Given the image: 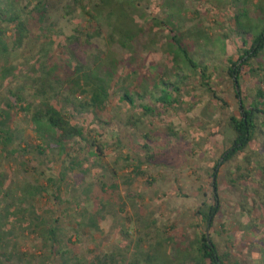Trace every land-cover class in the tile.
<instances>
[{
  "label": "rangeland",
  "instance_id": "374dc122",
  "mask_svg": "<svg viewBox=\"0 0 264 264\" xmlns=\"http://www.w3.org/2000/svg\"><path fill=\"white\" fill-rule=\"evenodd\" d=\"M77 1L79 7L73 0H53L61 3H56L58 10L50 21L43 26L32 22V35L15 51L18 36L13 25H1L6 30L2 42L11 53L0 63V110L14 104L13 94L32 92L31 78L36 72L55 65L74 68L81 62L91 64L105 50L109 20L90 19L81 10L89 0ZM172 1L141 3L137 22L147 36L137 55L115 49L121 53V72L101 123L92 114L62 105L61 99L56 101L89 139L104 135L106 157H90L82 142H73L68 145V154L49 152L42 158L35 150L40 143L28 117L16 116V110L10 112L15 136L12 148L19 152L20 146L25 152L10 160L0 150L5 189L15 195L25 185L41 186L45 191L34 204L24 206H20L21 199L7 201L0 193V217L7 204L16 203L23 209L33 205L35 213L57 228L63 249H50L43 231L29 230L12 218L9 224L6 220L2 223L7 225L1 240L10 256L7 264H60L59 257L50 255L57 250L70 252L81 264L110 254L117 258L127 254V264H157L158 257L161 263H167L169 257L171 264H193L187 251L199 233L212 239L220 253L230 254L228 264H256L260 260L264 248V208L260 204L264 199V127L258 129L246 152L220 165L216 178L213 174L231 146L229 121L240 117L234 82L226 72L227 60H237L242 48L233 18L245 8L249 17L258 21L257 8L264 0H176L178 10L168 25ZM33 2L23 0L20 4L28 5L30 11ZM69 3L74 8L71 15L62 11V4ZM155 21L167 25L154 28ZM172 36L180 37L195 59L208 66L210 92L202 88L198 77L190 76L182 83L177 105L168 108L148 100L140 102L154 110L145 116L140 109L121 103L119 97L125 88L142 92L143 85L151 86L174 73L166 53ZM2 72L8 75L4 77ZM56 72L63 77L64 70ZM241 76V98L252 102L258 91H264V74L259 72V79H253L243 71ZM138 164L146 177L134 176ZM71 167L74 171L68 170ZM62 173L67 175L57 183ZM50 179L55 183H48ZM215 198L220 211L209 230L197 211L203 205H215ZM98 204L105 205V219L93 230L87 217L101 209Z\"/></svg>",
  "mask_w": 264,
  "mask_h": 264
},
{
  "label": "trees",
  "instance_id": "16d2710c",
  "mask_svg": "<svg viewBox=\"0 0 264 264\" xmlns=\"http://www.w3.org/2000/svg\"><path fill=\"white\" fill-rule=\"evenodd\" d=\"M143 1L89 0L88 6L81 8L85 16L92 20L104 17L109 20V34L104 40L105 50L99 52L91 64L81 62L75 65L74 68H70L67 64L55 65L42 72H36L31 78L32 92L30 94H25L22 91L13 94L14 104H8L5 110H0V150L2 155L11 160V157L17 158L20 156L19 152H25L24 149L20 150V146H18L19 152L17 149L12 148L15 136L10 126V112L16 110V116L24 114L28 117L32 131L40 143L35 149L40 157L46 158L49 152H58L60 156L68 154V145L73 142H82L88 149L90 157L96 159L106 157L108 145L104 135L96 134L93 139H89L81 127L72 123L66 113V108L57 106L56 101L61 99L62 105L72 107L71 109L82 113L92 114L98 122L102 121L104 114L108 111L109 102L113 95L112 86L117 83L116 80L121 72V53L119 54L115 49L120 50L123 54L132 53L137 55L143 38L147 36L146 30L137 22L139 7ZM237 1L240 2L241 0ZM258 1L260 2V0ZM22 2L23 0L19 2L16 0H0V63L1 60L7 59L11 53L8 46L2 42L6 30L1 28V25H13L14 32L18 36V39L14 42L15 51L21 48L24 42L29 39V36L32 35L30 31L32 22L36 26H43L50 21L54 11L58 10L56 6L59 4L56 3H61L53 2V0H34L32 9L27 11L29 9L28 5L22 7L20 4ZM73 4L75 7L80 6V2L77 0H73ZM62 7V11H68L67 15H71L69 11H74L70 3L62 4ZM170 8L172 12L168 17V25L172 23L176 16L174 10H178V2L173 0ZM257 10L259 13L258 21H253L245 8L239 10L233 18L236 39L241 41L242 48L239 52L240 57L237 60L231 58L227 60L226 72L234 82L235 96L239 99L240 117H233L229 121L233 139L230 148L222 155L221 162H218L214 168V178H216L220 165L230 163L246 152L256 139L258 129L264 127V91H258L257 97L252 102H246V98H241L242 89L240 84L241 72L243 71L249 72L253 79H259V72L264 74V3L259 5ZM29 16H32L31 19L24 20L25 17ZM167 24L158 23L157 21L153 24V27ZM99 37L101 36L99 35ZM197 37L206 38L205 35L200 34ZM204 42L209 41L206 38ZM166 53L171 57L174 73L167 79L155 80L151 86L143 85L142 92H131L127 88L123 89V94L119 97L121 103L140 109L145 116L154 113L149 105L140 103L145 100L170 108L178 104L182 83L188 80L190 76L198 77L202 81V88H207L206 90L210 92L208 66L195 59L189 46L184 45L180 37L172 36L169 38ZM58 70L59 72L64 70L63 77H60L56 72ZM2 73L4 77L8 75L7 72L6 74L5 72ZM211 94L213 93L211 92ZM118 163L116 161L115 165ZM74 169L71 167L68 170L74 171ZM133 174L137 178L147 176L141 170V164L134 168ZM66 175V173H62L60 180H56L57 183L65 179ZM48 183L54 184L55 181L50 179ZM21 188L19 195L5 189V177L3 174L0 175V193L3 195V199L14 202H16L15 199H21L20 206H24L29 202L34 204L39 195L45 191L41 186L31 187L25 185ZM213 189L216 194L217 186L215 183H213ZM215 201V205H203L197 211V215L202 218L209 230L213 227L220 211V204L217 199ZM260 204L264 208V199H261ZM98 205L101 209L87 217L89 227L93 230H98L99 224L105 219L103 215L105 205ZM33 208L34 206L31 205L28 209H23L17 206L16 203L3 206L0 217V243L2 244L0 245V264L9 263V253L6 252L1 242L4 235L3 231L7 225H2V223L6 220L9 224L12 218L29 230L43 231L42 236L44 235L50 249L58 246L61 250L63 249V244L59 241L57 235V228L49 226L47 221L35 213ZM155 254L157 255V252ZM187 254L193 264H228L230 262V254L220 253L216 243L205 233L197 235L196 239L190 244ZM50 255L59 257L60 264H81L76 256L68 251L57 250ZM118 258L112 254L102 257L96 256L86 264H127V254L125 256L119 255ZM159 260L161 259L158 257L155 262L157 264H171L169 257H167V263H161ZM73 261L75 262L72 263ZM256 264H264V248L261 249V257Z\"/></svg>",
  "mask_w": 264,
  "mask_h": 264
}]
</instances>
